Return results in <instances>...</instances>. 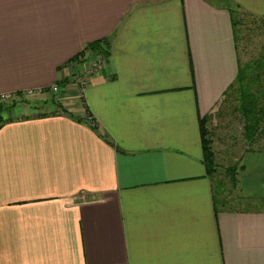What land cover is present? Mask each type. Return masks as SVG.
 I'll return each instance as SVG.
<instances>
[{"label":"crops","instance_id":"0c3cea01","mask_svg":"<svg viewBox=\"0 0 264 264\" xmlns=\"http://www.w3.org/2000/svg\"><path fill=\"white\" fill-rule=\"evenodd\" d=\"M228 4L264 17V0H0V94L27 98L0 124V264H264V208L214 210L202 162L198 119L236 74ZM100 38L81 105L67 62Z\"/></svg>","mask_w":264,"mask_h":264},{"label":"rangeland","instance_id":"374dc122","mask_svg":"<svg viewBox=\"0 0 264 264\" xmlns=\"http://www.w3.org/2000/svg\"><path fill=\"white\" fill-rule=\"evenodd\" d=\"M242 22V24H241ZM250 18L241 17L238 24V52L240 62L246 61L259 46V35L253 34V25L250 24ZM252 31V32H250ZM253 34V35H251ZM95 54H88L81 57L82 67L76 71L69 69V75L65 80V84L72 86L71 95L78 98L79 103L82 105V100L75 90L78 88L72 79V75L82 73L88 66V63L95 61ZM80 60V61H81ZM77 64V63H76ZM92 66L88 70V74L92 71ZM51 97V96H49ZM48 97V98H49ZM9 98L5 101H0L1 107V121L13 119L14 113L11 110L14 104L24 103L27 101L26 97ZM50 104V101H47ZM59 107V106H57ZM214 110L207 123V128L211 136V148L214 153V160L217 165L216 172L213 174L212 181L214 189L218 194L222 193L224 199H232L230 204L237 208L254 209L264 208V139H260L255 144H251L249 149L248 145L243 141L241 136L242 127L241 121L237 113L230 109L229 102L223 100L219 106ZM46 107H41L40 111H45ZM67 112V111H66ZM39 114V113H38ZM85 115H87L85 113ZM84 115V116H85ZM234 165V173L232 178L229 174L225 176V168ZM220 181V182H219Z\"/></svg>","mask_w":264,"mask_h":264},{"label":"trees","instance_id":"16d2710c","mask_svg":"<svg viewBox=\"0 0 264 264\" xmlns=\"http://www.w3.org/2000/svg\"><path fill=\"white\" fill-rule=\"evenodd\" d=\"M232 7H234L232 4H228V9H230V13L232 14L231 24L232 38L236 50V74L234 79L222 92V96L214 109L210 113L205 114L198 119L202 162L205 173L211 178L216 172L217 165L211 148V136L207 128V123L214 114V110H218L216 107L219 106L220 102L227 100L229 102L230 109L237 113L238 118L241 121V136L243 141L248 145L247 149H249L251 144H255L254 142L260 140L261 138L264 139V17L239 13L235 10L231 12V10L234 9ZM243 16L245 18L247 16L250 18V24L253 25L252 29H254L253 34L257 33L259 35L258 37L260 38V42L254 54L251 56L249 55L248 59L241 63L237 46L239 40L238 28L236 27H238L239 21ZM108 42L109 40L107 38H100L87 43L84 45L82 50L70 58L67 63L74 62L78 64L84 62L81 60V57L88 54L98 53L107 56ZM3 109L4 107H1L0 105V113ZM61 111L71 116V114L65 110L61 109ZM1 123L2 121L0 119V124ZM91 127H94V125ZM103 138L106 140L105 137ZM106 141L108 142V140ZM232 172L234 173V165L225 168V176L229 174L230 179L232 178ZM221 195L222 193L217 195L212 181V201L214 204V210L217 208H237L230 204L232 199H224Z\"/></svg>","mask_w":264,"mask_h":264},{"label":"built area","instance_id":"2783aa9c","mask_svg":"<svg viewBox=\"0 0 264 264\" xmlns=\"http://www.w3.org/2000/svg\"><path fill=\"white\" fill-rule=\"evenodd\" d=\"M98 56L95 57V61H93L91 64L88 63V67L86 69H83L84 71L82 73L79 74H74L72 75V79L73 81L76 83L77 85V89L76 92H78L79 94H83V91L85 89V87L87 86V79L91 74H94L96 72H98L100 70V68H102V66L104 65V62L106 60V56L105 55H101L96 53ZM92 66V72L90 74H88V70L89 68ZM57 90V85L56 84H52L49 87V91L50 92H55ZM33 94L32 90H26L24 92V95H31ZM19 98V96H15L13 93H1L0 94V101H5L9 98ZM22 97V96H21ZM15 100V99H14ZM85 120L89 123V124H93V119L87 114L85 117Z\"/></svg>","mask_w":264,"mask_h":264}]
</instances>
